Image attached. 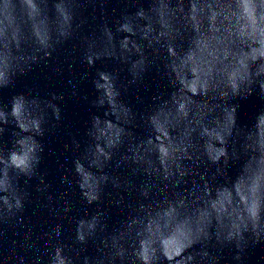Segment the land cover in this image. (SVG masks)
Listing matches in <instances>:
<instances>
[{"label": "water", "instance_id": "obj_1", "mask_svg": "<svg viewBox=\"0 0 264 264\" xmlns=\"http://www.w3.org/2000/svg\"><path fill=\"white\" fill-rule=\"evenodd\" d=\"M0 264H264V0H0Z\"/></svg>", "mask_w": 264, "mask_h": 264}]
</instances>
